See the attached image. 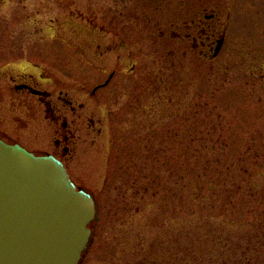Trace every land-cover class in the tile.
I'll use <instances>...</instances> for the list:
<instances>
[{"label":"rangeland","instance_id":"374dc122","mask_svg":"<svg viewBox=\"0 0 264 264\" xmlns=\"http://www.w3.org/2000/svg\"><path fill=\"white\" fill-rule=\"evenodd\" d=\"M211 13L228 22L216 58L153 26ZM112 42L123 47L108 53ZM113 69L114 84L92 96ZM12 71L43 73L84 106L69 173L97 216L79 264L174 259L182 163L223 168L206 180L264 181V0H0V85Z\"/></svg>","mask_w":264,"mask_h":264},{"label":"water","instance_id":"95a60500","mask_svg":"<svg viewBox=\"0 0 264 264\" xmlns=\"http://www.w3.org/2000/svg\"><path fill=\"white\" fill-rule=\"evenodd\" d=\"M95 215L62 162L0 140V264H79Z\"/></svg>","mask_w":264,"mask_h":264},{"label":"flooded vegetation","instance_id":"af4514ba","mask_svg":"<svg viewBox=\"0 0 264 264\" xmlns=\"http://www.w3.org/2000/svg\"><path fill=\"white\" fill-rule=\"evenodd\" d=\"M217 19V13L206 14L204 19L193 16L190 21H184L182 24L179 21L172 23V28L176 29L174 31H170L171 26L164 31L159 21L153 26L161 28L157 30V35L161 39L169 31L175 38L191 40L192 49H199L201 57L216 58L223 48L222 46L218 55L214 56L218 41L225 38L228 32V22L219 25ZM89 21L87 23L100 34L107 33L104 29L97 28L93 21ZM182 31L185 33H181ZM108 35L112 38L118 37L110 32ZM122 47V44L112 42L108 46V53L113 54ZM206 49L208 51H205ZM118 72V69L111 70L108 76L109 83L104 84L107 79L104 83L96 85L92 96L104 88H110L118 77ZM2 80L0 140L8 144H19L36 155L52 156L62 162L69 171V164L75 156L76 143L83 131L84 118L81 110L84 106H76V101L68 97L61 84H57L54 79L43 73L12 71L2 76ZM7 100L11 103L8 104Z\"/></svg>","mask_w":264,"mask_h":264},{"label":"trees","instance_id":"16d2710c","mask_svg":"<svg viewBox=\"0 0 264 264\" xmlns=\"http://www.w3.org/2000/svg\"><path fill=\"white\" fill-rule=\"evenodd\" d=\"M204 168L190 162L179 167L178 187L185 205L180 210L182 224L173 241L174 259L168 264H254V258H264V213L256 210L264 206V181L238 182L218 177L206 180L201 176L224 170ZM243 170L250 173L248 168ZM223 194L228 196L226 200ZM232 253H241L243 259L231 261L239 258Z\"/></svg>","mask_w":264,"mask_h":264}]
</instances>
